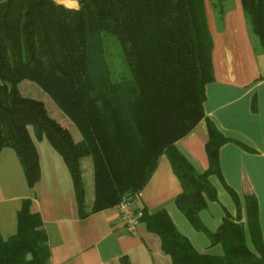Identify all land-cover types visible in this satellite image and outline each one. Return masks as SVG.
Returning <instances> with one entry per match:
<instances>
[{
	"label": "trees",
	"instance_id": "obj_1",
	"mask_svg": "<svg viewBox=\"0 0 264 264\" xmlns=\"http://www.w3.org/2000/svg\"><path fill=\"white\" fill-rule=\"evenodd\" d=\"M226 1L209 0L219 27ZM241 6L253 49L264 53V0H241ZM212 46L204 0H84L78 8L55 0H0V151L15 152L32 188L39 167L28 128L36 139L45 138L69 170L81 218L122 200L133 203L165 155L182 189L176 208L223 250L218 257L199 254L165 212L132 207L141 213L140 224L159 237L170 263L264 264L254 230L251 252L241 224L226 217L210 233L198 217L205 199H216L207 178L223 183L218 150L227 142L203 112ZM37 94L47 96L50 107ZM202 120L209 168L199 174L174 144ZM86 158L91 197L83 180ZM48 262L40 217L24 201L16 234L0 238V264Z\"/></svg>",
	"mask_w": 264,
	"mask_h": 264
},
{
	"label": "crops",
	"instance_id": "obj_2",
	"mask_svg": "<svg viewBox=\"0 0 264 264\" xmlns=\"http://www.w3.org/2000/svg\"><path fill=\"white\" fill-rule=\"evenodd\" d=\"M221 27L217 26L209 0L205 18L212 38V80L205 86L203 112L227 140L218 150L223 183L215 176L208 182L215 200H206L198 214L205 230L215 233L226 217L241 224L245 242L255 252L250 230L264 247V53H255L247 30L241 0H227ZM59 3V2H58ZM62 4V3H60ZM74 8V7H70ZM39 167V180L29 188L15 152L0 151V238L7 241L17 231V213L24 201L29 212L40 217L49 253L48 264H171L161 250L159 237L139 224L129 235L116 208L79 216L73 181L62 157L45 139H36L28 128ZM209 140L202 120L174 144L177 152L199 173L209 168L205 145ZM90 167V166H89ZM83 180L91 197L93 179L83 164ZM226 187V188H225ZM231 190L236 201L231 197ZM182 192L165 155L131 207L148 214L163 211L193 250L222 256L220 244L211 245L205 234L195 231L175 206Z\"/></svg>",
	"mask_w": 264,
	"mask_h": 264
},
{
	"label": "built area",
	"instance_id": "obj_3",
	"mask_svg": "<svg viewBox=\"0 0 264 264\" xmlns=\"http://www.w3.org/2000/svg\"><path fill=\"white\" fill-rule=\"evenodd\" d=\"M116 209L120 214V222L129 235H135L136 229L139 226V219L141 217L140 212H135L131 207V204L127 200H122Z\"/></svg>",
	"mask_w": 264,
	"mask_h": 264
},
{
	"label": "rangeland",
	"instance_id": "obj_4",
	"mask_svg": "<svg viewBox=\"0 0 264 264\" xmlns=\"http://www.w3.org/2000/svg\"><path fill=\"white\" fill-rule=\"evenodd\" d=\"M55 1L56 2H59V3H62L64 6L69 7V8L70 7L78 8V6H79V4L76 1H73V0H55ZM228 5H229L228 4V1H226L223 4L225 11L227 10ZM105 43H106V46H107L106 50L108 51L109 62L111 63V61H112V56H111V54H112V51H111L112 47H111V45H109L110 42L107 39L105 40ZM37 96L39 98H42L45 102H47V106L50 107V104H48L49 98L47 96H41V94H37ZM85 162H86V168L88 167V170H90L91 160L89 158H86L85 159Z\"/></svg>",
	"mask_w": 264,
	"mask_h": 264
},
{
	"label": "water",
	"instance_id": "obj_5",
	"mask_svg": "<svg viewBox=\"0 0 264 264\" xmlns=\"http://www.w3.org/2000/svg\"><path fill=\"white\" fill-rule=\"evenodd\" d=\"M76 1L78 4H81L84 0H73Z\"/></svg>",
	"mask_w": 264,
	"mask_h": 264
}]
</instances>
